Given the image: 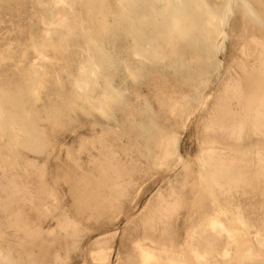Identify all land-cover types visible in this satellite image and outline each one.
<instances>
[{
	"label": "rangeland",
	"instance_id": "rangeland-1",
	"mask_svg": "<svg viewBox=\"0 0 264 264\" xmlns=\"http://www.w3.org/2000/svg\"><path fill=\"white\" fill-rule=\"evenodd\" d=\"M205 1L213 6L222 19H225V24L220 26L225 30L226 35L222 39L223 47L216 57L212 49V43L215 44L216 38L206 41L203 34L204 23L198 12L200 9L193 10L194 13H198V16H195L198 20V26L195 29L182 37L174 34L172 38H169L168 28L177 10L173 6H167V1L99 0L95 5L89 6L84 0H75L72 4L59 0H0V153L7 154L16 162L19 161V155H22L24 162L22 165L24 169L16 168V164L0 163V171L4 168L0 177L8 180L12 176L17 183L15 185L16 183L9 178L11 181L8 180V182H14L11 183L12 186L0 179L2 185L0 188L14 192L15 197H12L14 195L9 192L14 200L17 195L21 197L25 195V192L24 199H29L24 202L23 198L22 201H20L21 198L18 201L19 197H17V201H14L9 197L6 189L5 191L0 189L1 192L7 193V196L6 193H2L5 199L12 200L10 202L12 210L11 208V212L8 210L9 214L0 209V224L3 223L0 231L7 233L9 237H15V245L10 243L15 252L20 249V244L17 245L19 240L25 241L23 244L19 243L25 245L29 252L30 248L26 242L38 236L39 231L36 230L40 228L55 229L57 235L55 230L52 234L56 237L65 233V230L61 229H75V233H79L75 236L82 237V239L79 237L81 240L78 237L76 239L81 243L83 240V250H87L91 246L90 243L100 236L93 233L92 238L88 240V234L106 231L107 239L112 236L113 242L109 241V243H112L114 247L109 264H129L130 260L136 256L135 250H131V248L134 249L136 240H143L144 236L149 237L154 234L150 240L154 241L159 233H163L159 232L161 229H144L146 218L143 216L146 217V215L143 208L152 198H155L157 192L161 191L160 188L165 189L161 191L163 198L170 201L172 197H169L170 192L167 193V189L171 191L170 182L165 179L170 176L169 181L175 183V180L183 176V172L178 165L173 172H169L170 174L166 170L167 166L159 170H151L149 165L155 167L158 165L157 162H153L157 144L152 143V136L156 132H162V127L167 130L174 129L171 121L174 119L175 107L178 103L190 107L197 106L204 93L215 91L223 76L222 73L217 76L218 71L223 72L227 68L231 56L236 51L234 47L237 46L233 42L238 40L240 43L243 38L242 41L244 43L247 41V46L251 45L253 38L250 30H255L256 37H263L264 40V0H247L248 8L243 6L241 0ZM59 13L64 16L66 24L72 29V34L68 37L63 36L64 30L53 23ZM254 22L257 24L255 28ZM183 25L185 22H181V26ZM256 30L261 31L258 34ZM139 32L144 35L143 38L139 37ZM148 37H155L154 51L145 48ZM137 50L140 51V56L136 54ZM40 52L46 56H42ZM237 52L241 53L240 49ZM93 62L100 65L97 79L92 78L88 73ZM82 78L90 80L85 89L78 87ZM109 83L115 87L116 91L108 88ZM103 91H107V94H102ZM190 120L186 128L179 127L177 133L182 157L193 163L199 150L200 137L199 129H197L198 117H192ZM40 125L45 128L43 135L42 131L34 130H38L37 126L40 127ZM34 131L36 134L33 133ZM253 141L254 145L247 144L242 149L233 148L238 150L236 152L239 156L246 159L249 171L253 170L251 151L256 148L264 150V145L255 143L254 139ZM141 152L144 155H141ZM133 161H136L134 165ZM143 161L147 167L143 166ZM130 168L135 171L138 169L137 173L141 172L140 174L147 175L150 172L148 174L151 176L147 175L142 185L135 191H131L124 199L122 206L117 205L115 208L116 205H114V209L113 206L110 207L111 215L108 213L106 217L100 214L93 215V211H96L91 207L84 208L85 212L82 211L80 214L81 210L77 206L80 201L79 193H77L79 186L76 182L80 179L79 176L82 183L89 174L90 179L96 181L99 176L103 175L106 179L110 174L120 170L125 176L124 174L130 173ZM5 170L8 178L4 175ZM133 170L131 172L134 173ZM18 172L23 176L18 174L20 178L17 179ZM74 172L79 175L75 176L77 178L73 177ZM12 173L17 176V181ZM19 180H23L22 188L18 187L21 183ZM114 181L110 180V182ZM3 182L8 185V188L12 186V190L3 185ZM176 184V187L173 185V190L181 188L179 187L181 182ZM187 184L182 189L183 195L177 198L178 210L173 208L174 214L173 209L170 208L172 213L170 211L167 217L175 216L173 222L175 219L176 221L167 222L172 223L169 224L172 225L171 227L167 223L165 227L163 225L164 229H167L165 233L168 232L166 233L168 236L173 230L174 235L170 236L172 242L186 251L190 244L205 245L209 232L202 229L203 225L215 212L216 206H219L225 211L221 217L233 230L237 240V243L233 245L236 254L231 263L221 262V264H264V248H260L254 240L256 233L264 237V178L250 177L240 181L237 187L228 193L216 190L213 195L196 193L195 182ZM14 185L16 192L18 190L17 193L13 191ZM71 186H74L73 189ZM201 187L197 185V190ZM207 191H211L210 185H207ZM20 192L22 195L19 194ZM38 192L45 194L39 195ZM74 192L77 193L76 196ZM36 193L38 194L35 195ZM29 196L34 200H30ZM38 211L41 212H39L40 216ZM91 213L92 219L89 216ZM176 215H178L177 218ZM5 216L8 219L11 216L10 219L13 222L17 218H19V224L22 220L23 222L21 226L15 223L9 224ZM76 218L80 221L78 222ZM236 218L240 220V223L236 222ZM16 221L18 222V219ZM14 225L16 228H13ZM173 227L176 229H172ZM86 228L89 231H86ZM83 229L85 232L82 231ZM20 230L22 232H19ZM157 230L159 231L156 232ZM194 233L202 234V237L193 238ZM52 234L46 233L49 238L55 237ZM21 235L24 236L21 237ZM28 235L31 236L28 237ZM75 236L71 238L75 239ZM226 241V238L219 237L215 243L220 248ZM37 250L35 248V252ZM35 255L37 252L33 256ZM37 259H39L38 256L34 261H38ZM128 259H130L129 262ZM74 264H81V258H77Z\"/></svg>",
	"mask_w": 264,
	"mask_h": 264
},
{
	"label": "bare ground",
	"instance_id": "bare-ground-1",
	"mask_svg": "<svg viewBox=\"0 0 264 264\" xmlns=\"http://www.w3.org/2000/svg\"><path fill=\"white\" fill-rule=\"evenodd\" d=\"M59 1L60 2H68V3L72 4L75 0H59ZM161 1H167V3H168L167 6H173L177 10L176 15H174L172 17L170 26L168 28V37L169 38H172L174 36V34H177L178 37H182L184 34H187L190 30L195 29L198 26L197 25L198 20L195 17V16H198L197 15L198 13H194L193 10L194 9H200L198 12L201 14V20L204 23L203 34H204V37H206V41L209 42L208 39L216 38L215 44L212 43V49H213L214 55L216 57L218 51L221 50L223 47L222 39H223L224 35H226V34H225V30L220 26L221 24H223V25L225 24L224 23L225 19H222V16H220V14L216 10L213 9V6H211V4H209L205 0H161ZM84 2L86 3V5L91 6V5H95V3H98L99 0H84ZM241 2L243 4V6H245L246 8L249 7L247 0H241ZM227 3H226V6H227ZM187 7L190 9H188ZM228 10H227V12H228ZM223 15L225 16V14H223ZM181 22H185V25L181 26ZM53 23H55L57 26H59L61 29L64 30L65 33L63 32V36L68 37L69 35L72 34V29L70 28V26H68L66 24L65 18L61 13H59V16H56ZM255 23L256 22H254L253 24H255ZM235 26H237V25H235ZM253 27L254 28L257 27V24H255V26H253ZM246 29H247V27H246ZM254 31L250 30V32H252V33H250V35L253 38L252 43L249 41V43H251V45L247 46V44H246L247 41L244 43V41H242L243 38H241L240 43L238 40L236 42H233V43H236L237 47H234L235 48L234 50H236V51H234V54L232 56L230 55L231 59L229 60L227 68L223 72H222V70L218 71L217 76H220L221 73L223 74V76H222L220 82L218 83L216 89L214 88L215 91L213 90V92H209V93L207 92L206 94L204 93L200 99L199 105H197V106H191L190 107V106H187V105L184 106L181 103H178V105L175 107V113H174L175 115L173 117L174 119H173V121H171V122H173L172 126L174 129L173 130H167L166 128L162 127V129H163L162 132H158V133L156 132V134H154L152 136V138H151L152 143L157 144V151L153 157V162H157L158 165H157V167H155L153 165H149L151 170H159V168H161L163 166L164 167L167 166L166 170L169 173L171 171L173 172L174 168L178 165L181 168V171L183 172V176L180 177V179L178 178L179 180H175V183H171V181H169L170 176L165 179L166 181L171 183V184L169 183L171 191H169V189H167L168 190L167 193L170 192L169 197L170 198L172 197V199H170V201H168L169 199L165 200L163 198V195H162L163 193L161 191L164 188H160L161 191H159V192H157L158 190L156 191L157 193L155 195V198L154 199L152 198V200H150L147 204H145V206L143 208L144 215H146V217L143 216L144 218H146L145 224H144V221H142L144 224V226H143L144 229H154V230L161 229V231L157 230L156 232L159 231V232H163V233H159L158 236L156 235L157 238L154 241L153 240L150 241L153 238L152 236H154V234H152V233H151L152 235H150L149 237L144 236L143 240H140V239L136 240V242L134 244V249L131 248V250H135L134 251V253L136 255V256H134L135 261H134V259H132V260L128 259V262L130 260L131 262L132 261L135 262V263L133 262L132 264H191L192 262H195L197 264H221V262L231 263L233 257L235 256L236 252H234V250H233V245L237 243V240L235 238L233 230L229 227L227 222L221 217V214L225 213V211L222 208H220L219 206L218 207L216 206L215 212L210 216V218L203 225L202 229H205V231L207 230L209 232V235H207V237H206V243L203 246H200L198 244H190L187 251H186L185 249H183V247L177 246V245H175V242L174 243L172 242L170 236L173 233V230H172V232L170 231L171 232L170 236H168V234H166L168 232L165 233V231H167V229H164V227H165V223L169 222V220L171 222H173V220H174L173 218L175 217L173 214H170V215L174 216L173 218L171 217L172 220H171V218H167V217L169 216L170 211H171L170 213H172L171 209L177 208L175 210H178L179 203L177 202V198L183 195L182 189L184 188V186L187 183L193 184L195 182L196 186L194 187V190L198 194L206 193L209 195H213L216 190H219V192H221V193H228L231 190L235 189L240 181L247 180L250 177H262V178H264V150L263 149L256 148L253 151H251L250 154L253 157L252 158V160H253V163H252L253 164V170L252 171H249V169L246 165V159L237 154L236 151H238V150L233 149V148L242 149V147L244 145H247V144L254 145L253 139L255 140V143L260 144V145H264V40L262 39L263 37L262 38L259 37L260 39L258 37H256ZM248 32H249V30H248ZM256 32H258V31L256 30ZM259 32H258V34H259ZM244 33H246V32L244 31ZM243 36H241V37H243ZM139 37L143 38L144 35L141 32H139ZM246 38L250 39V37H247V36H246ZM154 40H155V37H151V38L148 37L146 47H145L146 50H152V51L155 50V46L153 45ZM242 44H243V46H241ZM207 45H209V44H207ZM238 49H240L241 53L237 52ZM209 50H210V48H209ZM235 52H236V54H235ZM40 54L42 56H46L42 52H40ZM136 54L138 56L141 55L139 50L136 51ZM240 54H242V55H240ZM216 59L218 61V58H216ZM220 61H221V59H220ZM218 64L220 65L219 61H218ZM99 68H100V65L96 62H93L91 64V68L88 71L89 75L92 78L97 79V76L99 74ZM89 82H90L89 78H82L81 81L78 83V87L81 89H85L88 86ZM108 88H110L113 91H116L115 87L111 83H109ZM102 94H107V91H103ZM169 96H171V95H169ZM104 98H105V96H104ZM130 100H131V98H130ZM164 104H165V102H164ZM164 111H163V113H164ZM172 113H173V111H172ZM51 116H53V115H51ZM195 116H196V118L198 117V128L197 129H199L200 140H199V150L195 156L194 162L191 163V160L185 159L181 155V152L179 150V136H178L177 130L179 131V129H178L179 127H181L182 129H185L188 122L191 121L190 119L192 117H195ZM159 125H160V123H159ZM52 126H56V125L52 124ZM37 128H38V130L37 129H34V130L35 131H42V135L45 133V128L43 126L40 125V127L37 126ZM35 131L33 133H35ZM37 134H38V132H37ZM37 137L39 138V134L37 135ZM196 137H197V135H196ZM37 140H39V139H37ZM99 141H101V140H99ZM129 141L133 142L134 140H129ZM110 142H112V141H110ZM112 145H114V144L112 143ZM151 146H153V144ZM125 149H127V147ZM123 153H124V151H123ZM141 155H144V154L141 152ZM111 156H112V152H111ZM22 159H23V156L19 155V161L16 162L15 159L9 157L7 154L0 153V163L1 164L2 163L3 164L7 163L9 165L16 164V168L24 169L22 166L24 164ZM106 160L108 161L109 159H106ZM129 160H131V159H129ZM113 161H115L114 157H113ZM137 161H140V160H137ZM134 162L136 163V161L132 162L133 165H134ZM7 164H5V165H7ZM144 164H145V162L143 163V166H145ZM140 165H141V163H140ZM118 166L119 165L117 164V167ZM135 166H133V167H135ZM0 167H1V165H0ZM131 167H132V165H131ZM145 167H147V166H145ZM150 168L148 167V169H150ZM3 169L0 171L1 174H3L2 173ZM118 169H119V167H118ZM129 170H130V173L128 172L129 174L127 172H125L127 174H124L126 177L123 176V173L120 170L118 172H114L113 174H110V176L107 177L106 179L103 175L102 176L96 175V176H99V178H97L98 180H96V181H92L90 179L91 177H89L90 176V174H89V176L87 178L83 179L84 180L83 183H82V180H80L81 177L74 172L75 175H73V177L78 175L79 176L78 178H80L78 180L81 181L79 184H78V180L76 181L77 185L79 186L78 187L79 190L77 193H79L78 198L80 201L78 203L79 205H77V206H79V210H81L80 214H82V211L85 210L84 208H86V207L90 208L91 207L97 212L96 213L93 211V215H95V214L99 215L100 214V215H104L106 217V215L109 213L110 207L113 206L112 208L114 209V205H116L115 208H117V205L122 206L124 199L128 197V195L131 193V191L133 192L136 189H138V187L140 185H142V183L145 181L146 176L149 175L148 173H150L147 171L148 173L146 175V173L145 174L144 173L140 174L141 172L137 173L138 169H136L137 171L133 170V168H130ZM131 170L135 171L134 173H137V174H134L133 172H131ZM5 172H6V170H5ZM9 172H10V170L8 171V173ZM99 173H100V171H99ZM153 173H155V172H153ZM153 173H152V175H153ZM13 174L14 173H12V175ZM18 174L20 176L22 175V174H20V172H18L17 173L18 177L15 176V174L13 175V177L15 176V179H16V177H17V179L20 178ZM4 175H5V177H7V175H8L7 172ZM24 176L27 177L26 175H24ZM71 176H72V174H71ZM150 176H151V174L149 175V177ZM175 176H173V177H175ZM9 178L13 180L12 176ZM9 178H8V180H10ZM75 178H77V177H75ZM0 179H3V177H0ZM17 179H16V181H17ZM112 179H113V181L116 180L118 182L117 183H115V181L110 182V180H112ZM8 180H4V181L8 182ZM13 181L15 182V180H13ZM22 181H20L21 183H19V185H18V187L21 186L19 188H22V185H21ZM40 181H42V180H40ZM40 181H39V183H40ZM14 182H8V183H10V185L13 186V184H11V183H14ZM73 182H75V180ZM176 182H178V183L181 182V185L179 184V187L181 186V188H177V189L173 190V187L175 185H177ZM3 185H5L8 188V185L4 184V182H3ZM15 185H17V183ZM15 185H14L15 190H13V191L16 192V186ZM169 185L167 186V188L169 187ZM197 185L202 186V187L199 190H197ZM207 185H210L211 191H207ZM12 186H9V188L11 189ZM29 186H30V184H29ZM0 187H2V185ZM18 187H17V189H19ZM73 187H72V189H73ZM75 187H76L75 189H77V186H75ZM105 188H107V189H105ZM0 189L2 190V188H0ZM5 189H3V190L5 191ZM26 189H27V187H26ZM1 190H0V192H1ZM34 190H36V189H34ZM105 190L107 192H105ZM31 191H33V190H31ZM6 192H8V195H9L10 194L9 192H11V191L7 190ZM6 192H1L0 195H2V193L5 194ZM17 192H18V190H17ZM13 193H12V195H14ZM38 193H36L35 195H37ZM40 193H39V195H40ZM77 193L74 192V195L76 196ZM19 194L22 195L21 192ZM29 194H31V193H29ZM43 194H45V193H43ZM5 195L7 196V193ZM25 195H26V192H25ZM25 195H22V197L17 195L16 198L19 197L18 201L20 198H21L20 201H22V198L24 199ZM10 196L11 195H9V197ZM30 196L28 198H30V200H34ZM12 197H15V195ZM41 197H43V196H41ZM167 197L168 196H166V198ZM16 198H15V200H14V198H11V199L14 201H17ZM34 198H36V197H34ZM200 199H201V197H200ZM12 200L5 199L3 196L2 199H0V203H2L1 204L2 206L0 209L6 211L8 213L9 212L8 210H10V208H11L10 202ZM26 200L29 201V199H26ZM26 200L24 202H26ZM173 200H176V201H173ZM202 202H203V200H202ZM28 203H31V202H28ZM32 203H33V201H32ZM31 204H29V205H31ZM200 206H202V205H200ZM203 207H204V205H203ZM37 208H38V206H37ZM196 208H198V207H196ZM174 209H173V211H174ZM200 209L203 210L204 208L203 209L200 208ZM11 210H12V208H11ZM11 210H10V212H11ZM180 210H181V208H180ZM197 210L199 212V209H197ZM35 211H37V209H35ZM40 211H38V213ZM90 211H91V209H90ZM84 212H83V215H84ZM110 212H112V211L110 210ZM40 213H39V216H40ZM147 213H149L148 217H147ZM176 213L178 214V212H176ZM179 213H180V211H179ZM141 214H143V213H141ZM174 214H175V211H174ZM91 215H92V213L89 216H91ZM109 215H111V214L109 213ZM178 215H176V218ZM5 217L7 218V216H5ZM10 217L11 216H9V219L7 218L9 220V224H11V223L19 224V222H20L19 218H17L18 222L16 221L17 219L15 220V222H13L10 219ZM108 217L111 220L110 216H108ZM136 217H137V215H136ZM78 218H80V217H78ZM78 218H76V220H78V222H79L80 220ZM98 218H101V217L98 216ZM98 218H95V220H97ZM166 218L168 220L165 222ZM3 219H1V221ZM7 219H5V220L8 221ZM83 219H85V218H83ZM86 219H87V216H86ZM90 219H92V216ZM90 219H88V220H90ZM188 219H187V221H188ZM93 220H91V221H93ZM142 220H144V219H142ZM32 221H34V220H32ZM175 221H176V219H175ZM22 222H23V220H22ZM22 222L20 224H22ZM81 222H82V220H81ZM88 222H90V221H88ZM171 222L167 223V224L168 225L172 224ZM236 222L240 223V220L238 218H236ZM34 223H35V221H34ZM98 223H99V221H98ZM2 224H0V226H2ZM32 225H34V224H32ZM32 225H31V227H32ZM139 225L142 226V224H140V223H139ZM163 225H164V227H163ZM15 226L16 225H14L13 228H16ZM167 226H166V228H167ZM137 227L139 228L140 226H137ZM174 228L176 229V227H173L172 229H174ZM2 229H4V228H2ZM37 229H38V227H37ZM134 229H135V227H134ZM21 230L19 232H22ZM54 230L55 229L44 230L41 228L39 230H36V231H39L38 236H35V238L33 237L34 238L33 240L26 242V244L28 243V245H29L28 248H30L29 252L27 250V247H25V245L24 246L22 245L25 241H21V240H19V242H22V244L19 242L17 244V245L20 244V249L15 252L13 250V248H14L13 245H12V247L10 245V243H14V245H15V241H14L15 237H13V236L9 237L7 233H5L1 230L0 231V264H74V262L77 258H81V264H109L110 263V258H111V254H112L114 247H113L112 243H109V241L113 242V239L111 238L112 236L110 237L111 240H109L110 238L107 239V236L105 235L106 231L101 232L98 230L99 232H96V231L92 232V233L89 232L90 234H88V237H87L88 240H90L92 238V235H94L93 233H97L95 235H100V236H97V238H95L93 240V243L92 242L90 243L91 246L88 247L87 250L85 248H84L85 250H83V248H82L83 244H84L83 240H82V243H81V241L77 242L78 240L76 239V237H78V236H75V234L77 233V232L75 233V229H61V230H65V233L62 234L61 236L59 235V237L57 236L58 238L55 236V235H57L56 230H55L56 234L55 235L52 234V232ZM76 230L79 231L78 229H76ZM87 230H88V228H86V231ZM33 231H34V229L31 232L33 233ZM82 231L85 232L84 229ZM117 231H115V233H117ZM80 232H81V230H80ZM145 232H147V231L145 230ZM46 233H51L55 237L52 236L53 238H51V237L49 238V237H47ZM78 234L79 233H77V235ZM113 234H114V232H113ZM143 234H144V232H143ZM24 235H21V237ZM31 235L33 236L34 234H31ZM147 235H148V232H147ZM172 235H174V234H172ZM14 236H16V235H14ZM18 236H20V235H18ZM30 236L28 235V237H30ZM72 236H75V239L71 238ZM85 236H87V235H85ZM79 237H81V236H79ZM167 237H169V238H167ZM192 237L193 238H198V237L201 238L202 234L199 235V234L194 233L192 235ZM219 237H224L227 239L226 243L223 246H221L220 248L217 247V245L215 243V240L218 239ZM17 238H19V237H17ZM113 238H115V237H113ZM26 239H28V238H26ZM81 239H82V237H81ZM254 240L256 241V244L260 248H264V237L260 233L255 234ZM130 241H132V240L130 239ZM35 248L38 249L36 251L37 255L33 256L34 253H36ZM15 250H17V249H15ZM237 254H238V252H237ZM37 256L39 258V259H37L38 261H34V259H36ZM131 257H132V254H131L130 258ZM120 258L122 259V257H120ZM190 258H191V261H190Z\"/></svg>",
	"mask_w": 264,
	"mask_h": 264
}]
</instances>
